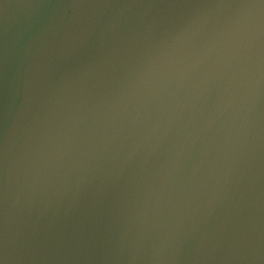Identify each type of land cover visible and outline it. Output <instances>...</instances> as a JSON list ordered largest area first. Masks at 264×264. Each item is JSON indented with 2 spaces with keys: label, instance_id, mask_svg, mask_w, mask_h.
<instances>
[{
  "label": "water",
  "instance_id": "obj_1",
  "mask_svg": "<svg viewBox=\"0 0 264 264\" xmlns=\"http://www.w3.org/2000/svg\"><path fill=\"white\" fill-rule=\"evenodd\" d=\"M0 264H264V0H0Z\"/></svg>",
  "mask_w": 264,
  "mask_h": 264
}]
</instances>
